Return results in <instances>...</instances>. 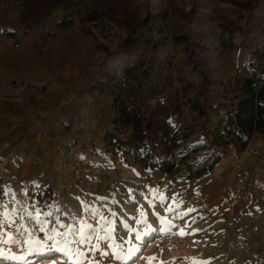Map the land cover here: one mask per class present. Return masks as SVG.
<instances>
[{
  "label": "rangeland",
  "instance_id": "obj_1",
  "mask_svg": "<svg viewBox=\"0 0 264 264\" xmlns=\"http://www.w3.org/2000/svg\"><path fill=\"white\" fill-rule=\"evenodd\" d=\"M131 36L151 44L119 53ZM263 51L264 0H0V264H264V135L177 179L106 151V133L131 130L116 132L99 91L144 79L154 107L176 93L205 106L207 118L185 106L178 121L156 117L208 145L188 161L208 169L218 94L241 91ZM53 233L68 256L28 255L30 236L47 251Z\"/></svg>",
  "mask_w": 264,
  "mask_h": 264
},
{
  "label": "trees",
  "instance_id": "obj_2",
  "mask_svg": "<svg viewBox=\"0 0 264 264\" xmlns=\"http://www.w3.org/2000/svg\"><path fill=\"white\" fill-rule=\"evenodd\" d=\"M149 44L150 41L131 36L121 43L118 51L123 55L132 56L143 45ZM231 47L235 46L231 45ZM260 58L264 59V51ZM249 67L253 71L250 72L251 76L243 81V93L240 99L237 98L238 102L233 108L227 113H222V105L215 107L216 113L219 116L223 115L217 123H214L210 133H206L205 139L212 147H220L221 151L208 169L197 162L188 163L192 155L200 158L198 154L208 148V145L189 144L191 130L182 127L176 129L171 122L162 126L163 123L156 117L157 110L164 109L166 114L173 115L167 116V120L178 121L185 106L192 108L197 116L207 118L209 116L207 108L196 104L190 98L180 101L177 93L173 100L157 99L154 107L151 101L157 96L156 84L144 79L128 85L125 81H117L113 89L109 88V83L100 85V94L110 92L113 96L115 110L113 124L116 132L121 129L131 130L125 139L113 131L106 133L104 148L108 153L122 159L125 164L139 165L148 170L159 169L177 179H193L205 175L220 164L227 154L229 145H235L242 152L247 149L255 135L264 133V85L258 84L259 77L264 78V65L254 63ZM129 71L132 69H126V72ZM261 81L264 82V79ZM162 129H165V132L160 135ZM163 144H166L167 148L163 149L162 153L160 148ZM181 165H187V169L176 176L175 173Z\"/></svg>",
  "mask_w": 264,
  "mask_h": 264
},
{
  "label": "snow or ice",
  "instance_id": "obj_3",
  "mask_svg": "<svg viewBox=\"0 0 264 264\" xmlns=\"http://www.w3.org/2000/svg\"><path fill=\"white\" fill-rule=\"evenodd\" d=\"M78 199V198H77ZM37 222L40 224V231L44 232V226L43 223L39 221V217L36 218ZM181 235H183V231L181 230ZM21 235H23V233H21ZM56 233H53L51 235H46L44 237L45 240L49 241V243L47 244L46 248L47 251L45 250V246L44 245H33L32 241H31V236L29 237V240L25 241V243L28 244V248H27V252L28 255H36V256H42V255H48L50 253L51 250H55L65 256L69 255L68 249L67 248H61L59 242L56 241ZM137 239H141V237L139 235H137ZM145 242L147 241V237L144 238ZM85 241H81V243H84ZM13 243H15V241H13ZM139 252L138 248H132L129 250V254L124 257L125 261L127 260H131L133 258V256H135V254ZM79 255H82V253H79ZM0 256H3V253H0ZM13 259H20V260H24L25 257L24 256H20V257H12ZM119 258V257H117ZM76 264H80L79 261L76 262Z\"/></svg>",
  "mask_w": 264,
  "mask_h": 264
},
{
  "label": "crops",
  "instance_id": "obj_4",
  "mask_svg": "<svg viewBox=\"0 0 264 264\" xmlns=\"http://www.w3.org/2000/svg\"><path fill=\"white\" fill-rule=\"evenodd\" d=\"M245 63H246V61L243 63L244 67L246 66ZM231 87H233V86H231ZM240 90L241 91H238L237 93H234L233 95H232V90H231V94H230L231 97H230L229 96L230 88H227V91H226L227 93L226 94L225 93L218 94L219 101L216 104L213 103V100H211V103L214 104L215 107H217L222 102V104H223V105L221 104L222 105L221 106L222 113H227L228 110L233 108V105H235L238 102L237 98L238 99L241 98V95L243 93V84H242ZM214 115H215V117L217 119L215 121V123H217L221 119V116L223 114L221 116H219L218 113H216V111H215ZM208 117H210V115ZM263 135H264V133H258L257 135L254 136V138L252 139L251 143L253 142L254 139H257V137H260V136H263Z\"/></svg>",
  "mask_w": 264,
  "mask_h": 264
},
{
  "label": "bare ground",
  "instance_id": "obj_5",
  "mask_svg": "<svg viewBox=\"0 0 264 264\" xmlns=\"http://www.w3.org/2000/svg\"><path fill=\"white\" fill-rule=\"evenodd\" d=\"M58 262V261H57Z\"/></svg>",
  "mask_w": 264,
  "mask_h": 264
}]
</instances>
